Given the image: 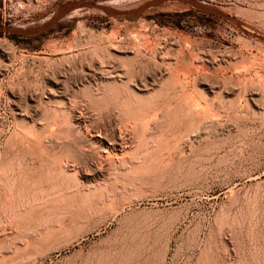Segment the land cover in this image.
<instances>
[{
    "label": "rangeland",
    "instance_id": "obj_1",
    "mask_svg": "<svg viewBox=\"0 0 264 264\" xmlns=\"http://www.w3.org/2000/svg\"><path fill=\"white\" fill-rule=\"evenodd\" d=\"M99 61L124 74H91ZM105 112L153 119L125 161L81 177L63 144L85 130L70 118ZM101 182L119 187L113 207L79 206ZM23 260L264 264V0H0V264Z\"/></svg>",
    "mask_w": 264,
    "mask_h": 264
},
{
    "label": "bare ground",
    "instance_id": "obj_2",
    "mask_svg": "<svg viewBox=\"0 0 264 264\" xmlns=\"http://www.w3.org/2000/svg\"><path fill=\"white\" fill-rule=\"evenodd\" d=\"M109 61V60H108ZM97 62V61H96ZM105 62V61H104ZM107 62V61H106ZM100 64V61H99V63H98V65ZM95 65V64H94ZM101 65V67H100V70L98 69V70H94L91 74H98V75H100V77L102 76V77H112V76H118V75H120V76H122L124 73H121L122 72V70H120V68H118L116 65H114V64H112V62L111 63H105V64H100ZM91 67V66H90ZM91 68H93V66L91 67ZM122 68V67H121ZM129 73V72H128ZM131 73V72H130ZM86 74H87V72H86ZM122 74V75H121ZM126 74H127V72H126ZM125 74V76H127ZM83 75H84V73H83ZM90 75V74H89ZM130 75V74H129ZM86 76V75H85ZM65 77H67V76H65ZM94 77V76H93ZM92 77V78H93ZM85 78V77H84ZM83 78V79H84ZM128 78V77H127ZM132 78H133V76H132ZM57 79V82H59V83H61V81H60V79H61V77H60V79H58V78H56ZM66 79V78H65ZM74 79V78H73ZM103 79V78H102ZM106 79V78H105ZM105 79H103V80H105ZM110 79V78H109ZM113 79V78H112ZM120 79V78H119ZM131 79V78H130ZM130 79H129V81H130ZM55 80V79H54ZM62 80V79H61ZM67 80V79H66ZM72 80V79H71ZM89 80V79H88ZM116 80V79H115ZM122 80V79H121ZM120 80V81H121ZM56 81V80H55ZM72 81H74V80H72ZM90 81V80H89ZM96 81V80H95ZM99 81V80H98ZM112 81V80H111ZM124 81H126V80H123V83H124ZM68 82V81H67ZM75 82V81H74ZM106 82H108V81H105V83ZM56 83V82H55ZM65 83H66V81H65ZM64 82L63 83H61L62 84V86H60V88H62L61 90H60V93L61 94H63L64 96H65V93H67L66 91H67V87L68 86H66V84H65ZM69 83V82H68ZM90 83V82H89ZM101 83V82H100ZM109 83V82H108ZM78 84V83H77ZM102 84V83H101ZM111 84V83H110ZM122 84V83H121ZM126 84V83H125ZM59 85V84H58ZM104 85V84H103ZM124 85V84H123ZM136 85V84H135ZM88 86H89V84H88ZM99 86V85H98ZM97 86V87H98ZM56 88V87H55ZM74 88V87H73ZM73 88H71V89H73ZM84 88H85V85H84ZM99 88L101 89V87L99 86ZM103 88H104V86H103ZM138 88V87H137ZM142 88H144V87H142ZM75 89V88H74ZM98 89V88H97ZM139 89H140V87H139ZM49 90H51V89H49ZM53 90H55V89H53ZM57 90V89H56ZM105 90V89H104ZM126 90H128V89H126ZM59 91V90H58ZM89 91H90V89H89ZM94 91V90H93ZM122 91V90H121ZM54 92V91H53ZM86 92V91H85ZM87 92H88V90H87ZM91 92V91H90ZM109 92V91H108ZM108 92H106V94H107V96L109 95L108 94ZM122 92H124V91H122ZM51 93V92H50ZM97 93V92H96ZM102 93H105V92H102ZM102 93H99L100 95L102 94ZM110 93V92H109ZM127 93V92H126ZM55 94V93H54ZM59 94V93H58ZM76 94V93H75ZM78 94V93H77ZM89 95L91 94V95H93L92 93H88ZM88 94H86V95H88ZM99 94H98V97H101V96H99ZM106 94H105V96L104 95H102V96H104V97H106V98H104L103 97V99H105V100H107V98L109 97H107L106 96ZM112 94V93H111ZM110 94V95H111ZM113 94H115V93H113ZM124 94V93H123ZM72 95V94H71ZM74 95V94H73ZM117 95H118V93H117ZM116 94H115V96H117ZM131 95V94H130ZM48 96V95H47ZM84 96V95H83ZM94 96V95H93ZM119 96H121V95H119ZM76 97H77V95H76ZM86 97V96H85ZM90 98H92L91 96H89ZM95 97H97L96 95H95ZM97 97V98H98ZM131 97H132V95H131ZM185 97V96H184ZM187 97V96H186ZM60 98V97H59ZM71 98H74V97H71ZM78 98V97H77ZM84 98V97H83ZM123 98V97H122ZM82 99V98H81ZM85 99V98H84ZM110 99V98H109ZM108 99V100H109ZM113 99H115V98H112V99H110V100H113ZM117 99V98H116ZM121 99V98H120ZM74 100V99H73ZM77 100L78 99H76V102H77ZM86 100V99H85ZM87 100H88V98H87ZM102 100V99H101ZM105 100L103 101V103L105 102ZM109 100V101H110ZM181 100V99H180ZM184 100V99H183ZM217 100V99H216ZM75 101V100H74ZM91 101H93V100H91ZM90 100L88 101V102H91ZM130 101V100H129ZM133 101V100H132ZM187 101V100H186ZM95 102H96V100H95ZM94 101L93 102H91V103H95ZM118 102V101H117ZM138 102V101H137ZM62 102H60V104H61ZM66 103V102H65ZM78 103L79 102H77V105H78ZM83 103H85V102H83ZM90 103V104H91ZM108 103V102H107ZM121 103V102H120ZM183 103H185V101L183 102ZM67 104V103H66ZM75 104V103H74ZM109 104V103H108ZM107 104V105H108ZM114 104H116V103H114ZM119 104V103H118ZM123 104V103H122ZM125 104V103H124ZM134 104V103H133ZM186 104V103H185ZM189 104V103H188ZM187 104V105H188ZM84 105V104H83ZM95 105L97 106L98 104L97 103H95ZM111 105H112V103H111ZM184 105V104H183ZM192 105V104H191ZM62 106H63V104H62ZM65 106V105H64ZM63 106V107H64ZM76 106V105H75ZM82 106V105H81ZM102 106V105H101ZM105 106V105H104ZM113 106V105H112ZM119 107H120V105H118ZM121 106H123V105H121ZM124 106H126V105H124ZM123 106V107H124ZM129 106V105H128ZM145 106H147V105H145ZM67 107H69V106H67ZM71 107V106H70ZM100 107V106H99ZM103 107V106H102ZM106 107V106H105ZM115 106H113V108H114ZM116 107H117V105H116ZM131 107V106H130ZM134 107V106H133ZM140 107V106H139ZM194 107V106H193ZM77 108V107H76ZM87 108V107H86ZM90 108V107H89ZM93 108V107H92ZM92 108H91V110H92ZM96 108H98V107H96ZM101 108V107H100ZM100 108H98L99 110H100ZM126 108V107H125ZM128 108V107H127ZM61 109H63V108H61ZM83 109V108H82ZM88 109V108H87ZM110 109V108H109ZM122 109V108H121ZM129 109V108H128ZM190 109V108H189ZM196 109V108H195ZM54 110V109H53ZM69 110V109H68ZM68 110H67V112H68ZM73 110V109H72ZM86 110V109H85ZM88 110H90V109H88ZM96 110V109H95ZM118 110V109H117ZM116 110V111H117ZM125 110V109H124ZM131 110H132V108H131ZM130 110V111H131ZM157 110V109H156ZM185 110V109H184ZM193 110V109H192ZM79 111V110H78ZM93 111V110H92ZM102 111V110H101ZM105 111L107 112L108 110H106L105 109ZM112 111V110H111ZM114 111V110H113ZM120 111V110H119ZM118 111V112H119ZM122 111V110H121ZM121 111H120V113H121ZM126 112H124V111H122V113H127V109L125 110ZM137 111V110H136ZM140 111V110H139ZM187 111H188V109H187ZM191 111V110H190ZM96 112V111H95ZM105 112V113H106ZM189 112V111H188ZM56 113V112H55ZM73 113V112H72ZM97 113V112H96ZM103 113H104V111H103ZM102 113V114H103ZM110 113H112V112H110ZM110 113H106V115L104 114V116H105V119H102V116L103 115H101L99 118H100V120H98V121H96V122H94V123H91V124H86L85 122H84V119L82 120L81 118H80V116H76L75 114L73 115V119L72 118H70L71 119V122H75L78 126H79V128H80V126H83L84 127V134L83 135H79L80 136V142L78 141V139H77V142H79V144H76L75 142L72 144V143H70V140H69V142H67L68 143V145L65 143V145L63 144V146H69V150L68 151H70V162L72 161V163H71V165H70V167H73L72 169H74V167L76 166V164L78 165V167H77V170L76 171H79V175L81 176V177H86L87 176V174L90 172V174L92 173V171L94 172V171H98V170H101V169H103L105 166L106 167H108L107 165H110V163L112 164L114 161H119V160H121V158L123 159V157L125 156V154H127L128 153V156H129V152H130V150H129V148L131 147V145H132V143H133V141H134V138H136V136H138V135H140V133H142V130H144L145 129V125H146V123L148 122V121H150V120H152L151 119V116H152V113H151V115H150V117L148 118L149 120L148 121H145V123H144V121H143V119L142 120H140L139 119V121L137 120H129V119H127L126 118V120H125V118L124 119H121V121H123V122H121L122 124H118V123H116V122H114L115 121V119L113 118V117H115V116H113L112 117V115L110 114ZM119 113V114H120ZM132 113V112H131ZM184 113V112H183ZM64 114V113H63ZM79 114V113H78ZM84 114V113H83ZM114 114V113H113ZM116 114V113H115ZM130 114V113H129ZM133 114V113H132ZM131 114V115H132ZM135 114V113H134ZM186 114V113H185ZM187 114H189L190 115V113H187ZM186 114V116H188ZM57 115H58V119L59 118H62L63 116H61L60 115V117H59V114L57 113ZM67 115H69V114H67ZM67 115L65 116V119H64V117H63V119H64V121H66V118H67ZM87 115V114H86ZM98 115V114H97ZM100 115V114H99ZM118 115V114H117ZM116 115V116H117ZM123 115V114H122ZM125 116L127 115V114H124ZM87 116H89V115H87ZM154 116H156V115H154ZM54 117V116H53ZM56 117V116H55ZM91 117V116H90ZM94 117H96V114H95V116ZM98 117V116H97ZM97 117H96V119H97ZM128 117H130V116H128ZM134 117H135V115H134ZM133 117V118H134ZM138 117H140V116H138ZM146 117V116H145ZM189 117V116H188ZM52 118V117H51ZM57 118V117H56ZM55 118V119H56ZM68 118H69V116H68ZM119 118V117H118ZM132 118V119H133ZM142 118V117H141ZM156 118H157V116H156ZM70 119H67V120H70ZM88 119V118H87ZM51 120H53V119H51ZM57 120V119H56ZM73 120V121H72ZM145 120V119H144ZM41 121V120H40ZM50 121V120H49ZM60 121V120H59ZM64 121H62V122H58V124H62ZM143 121V122H142ZM154 121V120H153ZM153 121H152V123H153ZM55 121H51V123H50V125L49 126H51V124L52 123H54ZM88 122V121H87ZM157 122V121H156ZM66 123V122H65ZM149 123H151V122H149ZM46 124H48L47 122H46ZM69 124V123H68ZM145 124V125H144ZM36 125V124H35ZM57 125V124H56ZM55 125V126H56ZM65 125H67V124H65ZM70 125V124H69ZM76 125V126H77ZM153 125V124H152ZM45 126V125H44ZM54 126V125H53ZM52 126V127H53ZM71 126V125H70ZM77 126V127H78ZM154 126V125H153ZM153 126H150L149 125V127H152V128H154ZM35 127V126H34ZM143 127H144V129H143ZM147 127H148V124H147ZM55 128V127H54ZM151 128V129H152ZM175 128V127H174ZM69 129V128H68ZM73 129V128H72ZM71 129V130H72ZM148 129H150V128H147V130L146 131H148ZM52 130V129H51ZM70 130V131H71ZM65 131H68V130H65ZM70 131H68L69 133H72V132H70ZM153 131H156L157 132V135H158V130H154L153 129ZM77 132H78V130H77ZM170 132V131H169ZM58 133H59V131H58ZM65 133V132H64ZM67 133V132H66ZM147 133V132H146ZM167 133V132H166ZM48 134V133H47ZM62 134V133H61ZM73 134V133H72ZM74 134H76L75 132H74ZM155 134V133H154ZM50 135H52V134H50ZM49 135V136H50ZM58 135H60V134H58ZM62 135H64V134H62ZM69 135V134H68ZM68 135L66 136V135H64V136H66V137H68ZM156 135V136H157ZM47 136V135H46ZM64 136H62V137H64ZM72 136V135H71ZM70 136V137H71ZM77 136V135H76ZM140 136H143V133H142V135H140ZM34 137V136H33ZM48 137V136H47ZM73 137V136H72ZM150 137V136H149ZM148 137V138H149ZM40 138V137H39ZM50 138V137H49ZM55 138V137H54ZM65 138V137H64ZM63 138V139H64ZM74 138V137H73ZM76 138V137H75ZM140 138V137H139ZM153 138V137H152ZM51 139V138H50ZM66 139V138H65ZM138 139V138H137ZM137 139H135L136 141H137ZM157 139V138H156ZM45 140H47V139H45ZM52 140V139H51ZM56 140V139H55ZM58 140V139H57ZM62 140V139H61ZM60 140V138H59V141H61ZM68 140V139H67ZM139 141H140V139H138ZM145 140H147V138L145 139ZM153 140V139H152ZM40 141V140H39ZM58 141V142H59ZM138 141V142H139ZM143 141V140H142ZM22 142V141H21ZM41 142V141H40ZM62 142V143H63ZM73 142V141H72ZM146 142V141H145ZM178 142V141H177ZM27 143V142H26ZM55 143V142H54ZM140 143V142H139ZM151 143V142H150ZM153 143V142H152ZM158 143V142H157ZM156 143V144H157ZM29 144V143H28ZM53 144V143H52ZM55 144H57V143H55ZM135 144H137V142H135ZM154 144H155V142H154ZM155 144V145H156ZM59 145V144H58ZM134 145V144H133ZM132 145V146H133ZM28 146V145H27ZM136 146V145H135ZM138 146V145H137ZM139 146H141V145H139ZM143 146V145H142ZM157 146V145H156ZM42 147V146H41ZM135 148V151H136V148L137 147H134ZM147 148V147H146ZM146 150V149H145ZM68 151H67V153H68ZM127 151H129V152H127ZM132 151H134V149L132 148ZM131 151V152H132ZM51 152V151H50ZM142 152V151H141ZM133 153V152H132ZM144 153V152H143ZM131 154V153H130ZM59 155V154H58ZM134 155V154H133ZM133 155H131V156H133ZM127 156V157H128ZM135 156V155H134ZM148 156V155H147ZM56 157V156H55ZM68 157V156H67ZM65 158V157H64ZM144 158V157H143ZM127 159V158H126ZM125 159V160H126ZM129 159V158H128ZM54 160H55V158H54ZM66 160V159H65ZM124 160V159H123ZM124 160V161H125ZM131 160V159H130ZM12 161V160H11ZM56 161V160H55ZM55 161H53L54 162V164H55ZM60 161H61V159H60ZM124 161H123V163H124ZM67 162V161H66ZM66 162H63V164L64 163H66ZM122 162V161H121ZM127 162H128V160H127ZM130 162V161H129ZM57 163V162H56ZM61 163V162H60ZM119 163V162H118ZM118 163H116V164H118ZM85 164H87L88 165V167H89V169H90V171H88L87 169L85 170V167H86V165L84 166ZM115 163H114V165H116ZM121 164V163H120ZM120 164H119V166H120ZM50 165V164H49ZM62 165V164H61ZM82 165V166H81ZM113 165V164H112ZM17 166V165H16ZM62 166H64V165H62ZM68 166H69V164H68ZM12 167V166H11ZM69 167V168H70ZM67 168V167H66ZM109 168H112L111 166L109 167ZM114 169V168H113ZM136 169V168H135ZM48 170H50L49 168H48ZM92 170V171H91ZM106 170H108V169H106ZM53 171V170H52ZM58 171V170H57ZM69 171V170H68ZM76 171H75V173H76ZM105 171V170H104ZM109 171H111V170H109ZM19 172V171H18ZM54 172V171H53ZM56 172V171H55ZM60 174L62 175V173L64 172V169H62V170H60ZM73 172V171H72ZM106 172H108V171H106ZM48 173V172H47ZM68 173H70V172H68ZM67 173V174H68ZM74 173V174H75ZM78 173V172H77ZM103 173V172H102ZM20 174V173H19ZM67 174H65V175H67ZM56 175V174H55ZM124 175V174H123ZM51 176V175H50ZM59 176V175H58ZM63 176H64V174H63ZM68 176H69V174H68ZM72 176V175H71ZM77 176V175H76ZM105 177H107L108 175H104ZM103 176V177H104ZM19 177V176H18ZM53 177H54V175H53ZM62 177V176H61ZM65 177V176H64ZM104 177V178H105ZM65 178H67V177H65ZM78 178V177H77ZM108 178V177H107ZM12 179H14V178H12ZM93 179H95V178H93ZM97 179V178H96ZM95 179V180H96ZM18 180H19V178H18ZM53 180H54V178H53ZM55 180H57L56 178H55ZM55 180H54V182H51V183H54L55 184ZM59 180V179H58ZM57 180V181H58ZM61 180H64V178H62ZM66 180V179H65ZM79 180H81V182H83L82 181V179H79ZM102 180V179H101ZM128 180V179H127ZM14 181H15V179H14ZM14 181H13V183H14ZM56 181V182H57ZM67 181V180H66ZM100 181V180H99ZM102 181H104V180H102ZM29 182V181H28ZM34 182H36V181H34ZM34 182H32V184L34 183ZM63 182V181H62ZM77 182H79V181H77ZM96 182V181H95ZM106 182V181H105ZM6 183V182H5ZM50 183V182H49ZM57 183H59V181L57 182ZM102 183V182H101ZM43 184V183H42ZM63 184V183H62ZM65 184H66V182H65ZM70 184V183H69ZM79 184V183H78ZM77 184V185H78ZM81 184V186H82V183H80ZM87 184V183H86ZM46 185V184H45ZM52 185V184H51ZM58 185V184H57ZM76 185V186H77ZM84 185V184H83ZM95 185V184H94ZM104 185L105 184H103L102 183V186L101 187H103V190L102 189H100V191L99 192H97V193H93L92 195L93 196H91V197H89V198H87V200H85V201H87V203L86 202H81V201H83V200H80V198H79V206L80 205H82V204H86L87 206L86 207H88V208H90V209H92L93 207H95L96 205L98 206V203L100 202V203H103V204H115V200L113 199V198H111V197H114L113 195H114V193H116V191H118V188L116 187V186H113L112 185V187L110 186V188H112V189H110L112 192H113V194H111V191L109 192V190H107L108 188H106V186H105V190H104ZM107 185H108V183H107ZM109 185H111V184H109ZM39 186V185H38ZM56 186V185H55ZM54 186V187H55ZM73 186V185H72ZM71 186V187H72ZM76 186H73V189H74V187H76ZM80 186V187H81ZM86 186V185H85ZM14 187V186H13ZM12 187V188H13ZM31 187V186H30ZM37 187V186H36ZM60 187H61V185H60ZM64 187H66V185L64 186ZM70 187V186H69ZM84 187V186H83ZM83 187H82V189H83ZM87 187V186H86ZM88 187H90L89 186V184H88ZM100 187V186H99ZM117 188V190L114 192V189H116ZM11 188V187H10ZM35 188V187H34ZM43 188H44V186H43ZM51 188V186L49 187V189ZM52 188H53V185H52ZM55 188H57V187H55ZM54 188V189H55ZM62 188V187H61ZM78 188V187H77ZM19 189V188H18ZM37 189V188H36ZM42 189V188H41ZM45 189V188H44ZM47 189V188H46ZM45 189V190H46ZM72 189V188H71ZM72 189V190H73ZM88 189V188H87ZM10 190V189H9ZM27 190V189H26ZM55 190H57V189H55ZM64 190H66L65 188H64ZM67 190H68V188H67ZM12 191V190H11ZM22 191V190H21ZM32 191H34L35 192V190H32ZM50 191V190H49ZM59 191H60V189H59ZM58 191V192H59ZM63 191V188H62V190H61V192ZM70 190H68V191H65V192H69ZM78 191L79 192H81L80 190H79V188H78ZM77 191V192H78ZM83 191H84V189H83ZM10 192V191H9ZM8 192V193H9ZM37 192V191H36ZM41 192V191H40ZM52 192H54V190L52 191ZM51 192V193H52ZM58 192H55V193H57V194H60V193H58ZM64 192V191H63ZM72 192H74V190L73 191H71V192H69L68 194H70V193H72ZM88 191L86 190V193H87ZM90 193H91V191H89ZM92 192H94V191H92ZM7 193V192H6ZM11 193V192H10ZM38 193V192H37ZM55 193H52V194H55ZM75 193V192H74ZM84 193V192H83ZM118 193H119V191H118ZM40 194V193H39ZM57 194H55V195H57ZM65 194H67V193H65ZM67 194V195H68ZM73 194V193H72ZM9 195V194H8ZM66 195V197H68ZM88 195V194H87ZM37 196V195H36ZM58 196V195H57ZM63 196V195H62ZM61 196V197H62ZM70 196H71V194H70ZM69 196V197H70ZM76 196V198L78 197L77 196V194L75 195ZM74 196V197H75ZM81 196H82V194H81ZM80 196V197H81ZM8 197V196H7ZM6 197V198H7ZM12 197V196H11ZM49 197V196H48ZM52 197V196H51ZM68 197V198H69ZM74 197L72 198V200L74 199ZM86 197H88V196H86ZM115 197H116V195H115ZM13 198V197H12ZM27 198V197H26ZM71 198V197H70ZM78 199V198H77ZM71 200V201H72ZM76 200V199H75ZM75 200H74V203H75ZM44 201V200H43ZM28 203V202H27ZM76 203H77V201H76ZM75 203V204H76ZM80 203H82V204H80ZM110 204V206H112ZM71 205H72V203H71ZM100 205V204H99ZM105 205V206H106ZM104 206V205H103ZM76 207H77V204H76ZM84 207V206H83ZM83 207H79V208H83ZM113 207V206H112ZM103 208V207H102ZM108 208V207H107ZM78 209V208H77ZM84 209V208H83ZM106 209V208H105ZM111 209V208H110ZM115 209V208H114ZM78 210H80V209H78ZM94 210H95V208H94ZM99 209H97V211H98ZM101 210V209H100ZM99 210V211H100ZM82 211V210H81ZM80 211V212H81ZM84 211H86V210H83V212ZM106 211V210H105ZM115 211V210H114ZM94 212V211H93ZM75 213V212H74ZM79 213V212H78ZM77 213V214H78ZM90 213V215L92 216V214H91V212H89ZM96 212H94L93 214H95ZM83 214V213H82ZM86 214H87V211H86ZM72 215H73V213H72ZM85 216V215H84ZM91 216H90V218H91ZM79 218L81 217V216H78ZM87 217V216H86ZM85 217V218H86ZM72 218V217H71ZM82 218V217H81ZM89 218V219H90ZM77 220H78V218H77ZM76 220V221H77ZM81 220V219H80ZM86 220V219H85ZM79 221V220H78ZM73 223H74V221H72ZM71 222V223H72ZM64 223V222H63ZM79 223V222H78ZM55 225V224H54ZM57 225V224H56ZM83 225V224H82ZM64 227V226H63ZM67 227V226H66ZM54 228V227H53ZM53 228H52V230H53ZM61 228H62V226H61ZM69 228V227H68ZM67 228V229H68ZM48 229H50V228H48ZM48 229H46V230H48ZM66 229V228H65ZM3 230H5V228L3 229ZM89 230V229H88ZM96 230V229H95ZM57 231V230H56ZM90 231V230H89ZM4 232V231H3ZM45 232V231H44ZM49 232H51V231H49ZM49 232H47L46 231V233H49ZM62 232H63V230H62ZM64 232H65V230H64ZM78 232V231H77ZM85 232H87V231H85ZM84 232V233H85ZM60 233V231L58 232V234ZM51 234V233H50ZM54 234V236L53 237H55V232L53 233ZM58 234H56V235H58ZM61 234V233H60ZM79 234V233H78ZM77 234V235H78ZM87 234V233H86ZM41 235V234H40ZM76 235V236H77ZM51 236V235H50ZM47 236H45V238H44V240L43 241H45L46 239H48V238H46ZM57 237V236H56ZM79 237V236H78ZM78 237H76V238H78ZM50 238V237H49ZM83 238V237H82ZM72 239V238H71ZM74 239V238H73ZM75 240V239H74ZM72 241V240H71ZM112 241H114V240H112ZM111 240L110 241H108V242H111V243H113ZM27 242V241H26ZM35 242V241H34ZM70 242V241H69ZM115 242V241H114ZM59 244V243H58ZM110 244V243H109ZM35 245V244H34ZM39 245V244H38ZM37 245V246H38ZM69 245V244H68ZM24 246V245H23ZM28 246V245H27ZM24 247H26V244H25V246ZM54 247V246H53ZM103 247V246H102ZM111 247V246H110ZM117 247V246H116ZM18 248V247H17ZM106 248V247H105ZM105 248L103 247L101 250V252H104L105 251ZM109 248V247H108ZM15 249H16V247H15ZM26 250H27V247L25 248ZM99 249V250H100ZM139 249V248H138ZM117 250V249H116ZM115 250V251H116ZM118 250L120 251V249H119V247H118ZM143 250V249H142ZM13 251V250H12ZM18 250H15V253L14 254H16V252H17ZM93 251H94V249H93ZM107 251V250H106ZM114 250L112 251V252H115ZM118 251V252H119ZM130 251V250H129ZM91 252V251H90ZM89 252V253H90ZM110 252V251H109ZM112 252H110V253H112ZM105 253V252H104ZM116 253V252H115ZM83 254V253H82ZM81 254V255H82ZM92 254V253H91ZM109 254V253H108ZM120 254H121V252H120ZM131 254V253H130ZM135 254V253H134ZM143 254V253H142ZM12 255V253H10V256ZM32 255V254H31ZM87 255V254H86ZM88 255H90V254H88ZM94 255V254H93ZM95 255H96V252H95ZM94 255V256H95ZM99 255V254H98ZM100 255H101V253H100ZM105 256H106V254H104ZM129 255V254H128ZM132 255V254H131ZM130 255V256H131ZM26 256V255H25ZM30 256V255H29ZM33 257H34V255H32ZM79 256V255H78ZM108 256V255H107ZM86 257H88V256H86ZM99 257V256H98ZM102 258H103V254H102V256H101ZM136 257V256H135ZM5 258V257H4ZM21 258V257H20ZM20 258H18V259H20ZM90 258V257H89ZM93 258V257H92ZM100 258V257H99ZM98 258V259H99ZM127 258H128V256H127ZM26 259L28 260V258H27V256H26ZM33 259V258H32ZM35 259V258H34ZM78 259V258H77ZM81 259V258H80ZM79 259V260H80ZM2 260H3V258H2ZM11 262L13 263V261H14V263L16 262V256L15 255H12L11 256ZM86 260V259H85ZM89 260V259H88ZM88 260L87 261H85V262H88ZM94 260V259H93ZM124 260H127L126 259V257H125V259ZM129 260H131V259H129ZM18 261H21L22 262V258H21V260H18ZM28 261H30V260H28ZM121 261V260H120ZM128 261V260H127ZM136 261V260H135ZM146 261V259L144 260V262ZM20 262V263H21ZM25 261L23 260V263H24ZM31 262V261H30ZM73 262V261H72ZM84 262V261H83ZM122 263H124L123 262V259H122V261H121ZM8 264V263H6V262H3L2 264ZM11 263V264H12ZM29 263V262H28ZM91 263H92V261H91ZM128 263V262H127ZM25 264V263H24ZM69 264V263H68ZM73 264H75L74 262H73ZM78 264H80V263H78ZM84 264V263H83ZM85 264H87V263H85ZM121 264V263H120ZM126 264V263H125Z\"/></svg>",
    "mask_w": 264,
    "mask_h": 264
},
{
    "label": "water",
    "instance_id": "obj_3",
    "mask_svg": "<svg viewBox=\"0 0 264 264\" xmlns=\"http://www.w3.org/2000/svg\"><path fill=\"white\" fill-rule=\"evenodd\" d=\"M95 6H97V7H102L101 5H97V4H96Z\"/></svg>",
    "mask_w": 264,
    "mask_h": 264
}]
</instances>
